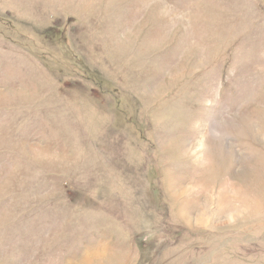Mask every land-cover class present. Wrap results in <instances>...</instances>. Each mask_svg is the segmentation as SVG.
<instances>
[{
	"label": "rangeland",
	"instance_id": "rangeland-1",
	"mask_svg": "<svg viewBox=\"0 0 264 264\" xmlns=\"http://www.w3.org/2000/svg\"><path fill=\"white\" fill-rule=\"evenodd\" d=\"M0 264H264V0H0Z\"/></svg>",
	"mask_w": 264,
	"mask_h": 264
}]
</instances>
